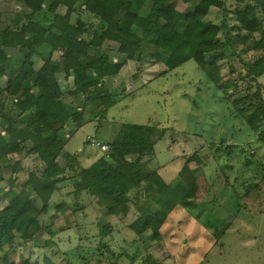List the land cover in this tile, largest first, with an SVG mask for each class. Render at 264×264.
I'll return each mask as SVG.
<instances>
[{
  "label": "trees",
  "instance_id": "trees-1",
  "mask_svg": "<svg viewBox=\"0 0 264 264\" xmlns=\"http://www.w3.org/2000/svg\"><path fill=\"white\" fill-rule=\"evenodd\" d=\"M20 1L24 11L20 26L6 25L0 11V205L11 194L8 203L0 206V251L24 249L37 228H44L42 217L49 214L51 207L55 211L50 224L56 220L66 225L59 227L60 232L78 228L67 218L65 202L52 205L64 183L74 187L71 193L75 197L82 193L92 197L104 217L119 215L121 210L127 212L133 204L137 215L129 229L147 248L165 242L164 227L180 208L193 202L192 196L202 182L191 162L202 169L209 161L195 153L180 171L181 180L170 188L157 170L141 161L155 153L156 143L164 138L166 130L125 123L108 144L109 150L96 162L81 168L75 154L67 152L68 164L63 167L59 158L71 137L66 127L71 122L80 129L95 121L100 126L117 104L106 80L117 76L127 62L141 63L148 56L162 66L159 76L193 61L210 84L225 92L234 91L227 99L264 138V93L260 82L264 77V0H235L233 10L227 0H108L97 22L81 17L73 21V15L83 13L84 5H96L98 0H86L80 6L81 0ZM181 3L185 5L183 10L179 9ZM213 9L217 14L209 18ZM257 34L262 36L258 38ZM44 46L51 51L47 58L41 57ZM240 46L242 53L256 54L239 78L248 82L244 90L231 73L227 78L222 75L217 61L229 47L237 53ZM15 51L22 62L16 74L8 76L6 67ZM56 52L59 55L53 59ZM112 54L122 56L123 61L115 62ZM36 56L43 61L38 69L34 65ZM60 75L67 83L72 80L71 88L64 89ZM67 95L73 100L67 101ZM20 127L25 134L22 138L16 136ZM216 150L218 154L222 148ZM29 156L35 158L36 165L27 168L23 161ZM229 157L232 159V153ZM73 165L81 169L71 176ZM24 168L28 169V177L21 189L4 192L6 171L10 169L16 177ZM146 201L158 208L153 210ZM99 229V255L103 257V251L110 250L103 239L113 232V226L100 225ZM127 257L132 264L137 258ZM20 264L31 261L24 258ZM142 264L158 262L147 255Z\"/></svg>",
  "mask_w": 264,
  "mask_h": 264
},
{
  "label": "rangeland",
  "instance_id": "rangeland-1",
  "mask_svg": "<svg viewBox=\"0 0 264 264\" xmlns=\"http://www.w3.org/2000/svg\"><path fill=\"white\" fill-rule=\"evenodd\" d=\"M85 1L81 0L79 6ZM107 2L98 0L96 5H84V12L75 13L73 21L81 17L87 22H97ZM21 5L20 0H0L6 25L18 27L24 22ZM227 5L233 10L235 0H227ZM184 8L181 3L179 9ZM216 14L217 10L213 9L209 18ZM233 17L232 14V25L235 24ZM242 47L237 48V53L229 47L224 55L217 57V61L222 67V75L227 78L231 73L244 90L248 82L239 78L244 76L246 63L254 60L256 54L254 51L244 54ZM50 52L47 46L40 49L43 58H47ZM58 55L56 52L53 59ZM12 56L6 67L8 76L16 74L22 62L16 51ZM112 58L115 62L123 61V57L117 54H112ZM42 63V59L36 56L35 67L38 69ZM162 71L155 59L144 56L141 63L129 61L117 76L107 79V88L117 98L116 106L110 109L100 126L95 121L76 129L69 122L65 132L71 137L59 163L66 167L67 152H70L75 154L81 168L88 167L105 153L94 143L111 144L125 123L166 130L164 138L156 143L155 153L141 161L157 170L170 188L181 180L179 173L189 158L199 152L202 160L209 162L203 164L202 169L195 162H191V166L200 173L202 182L192 196L193 202L180 208L164 227L165 242L147 248L129 229L137 215L133 204L129 205L127 212L121 210L119 215L104 217L92 197L86 193L75 197L71 193L74 187L64 183L52 205L65 202L67 218L78 228L60 232L59 227L66 225L56 220L50 224L55 211L51 207L49 214L42 217L44 228H37L24 249L16 247L7 253L0 251V264H20L24 258H29L31 264H132L127 255L137 256L133 264H142L147 255L158 264H264V138H260V130H254L227 99L234 91L225 92L210 84L206 74L193 61L159 76ZM60 79L65 90L72 87V80L67 83L63 75ZM260 82L264 93V77ZM97 93L100 94L99 87ZM66 100L73 99L67 95ZM16 136H25L22 127ZM227 147L231 148L230 151ZM217 148H222L218 154ZM129 160L135 161L136 157ZM23 164L26 167L36 165V160L29 156ZM27 168L16 177L10 169L6 171L2 184L4 192L10 188L21 189L28 177ZM72 168L71 176L81 169L74 165ZM8 199L0 206L6 205ZM145 204L153 210L158 208L154 203L146 201ZM107 224L113 226V232L103 241L109 244L110 250H104L101 257L99 227ZM223 230H226L225 234L218 237L217 233Z\"/></svg>",
  "mask_w": 264,
  "mask_h": 264
},
{
  "label": "built area",
  "instance_id": "built-area-1",
  "mask_svg": "<svg viewBox=\"0 0 264 264\" xmlns=\"http://www.w3.org/2000/svg\"><path fill=\"white\" fill-rule=\"evenodd\" d=\"M94 143V142H93ZM94 144H96L98 147H100V149L103 151V152H107L108 150H109V146L108 145H106V144H101V143H94ZM93 144V145H94Z\"/></svg>",
  "mask_w": 264,
  "mask_h": 264
}]
</instances>
